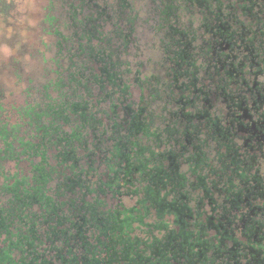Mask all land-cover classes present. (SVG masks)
<instances>
[{"label":"trees","instance_id":"trees-1","mask_svg":"<svg viewBox=\"0 0 264 264\" xmlns=\"http://www.w3.org/2000/svg\"><path fill=\"white\" fill-rule=\"evenodd\" d=\"M60 4L57 77L0 101V264H264V0H146L159 74L133 0Z\"/></svg>","mask_w":264,"mask_h":264},{"label":"rangeland","instance_id":"rangeland-1","mask_svg":"<svg viewBox=\"0 0 264 264\" xmlns=\"http://www.w3.org/2000/svg\"><path fill=\"white\" fill-rule=\"evenodd\" d=\"M15 1L17 7L9 16L0 15V101L4 106L2 118L11 123L19 120L18 107L34 101L40 94L42 84L57 77L54 71L58 69L54 65L57 56L55 47L52 46L54 35L51 34L52 24L47 20V16L59 14L60 9L63 10L64 16L66 14L65 6L60 4V0ZM133 1L142 13L139 21V32L141 31L142 35L140 48L137 50L140 54L138 60L145 64V73L159 74L164 71L159 59L161 50L157 44V34L151 28L153 20L149 13L145 14L148 11L146 0ZM50 7H53V13L50 12ZM187 19L188 16L185 20ZM161 76L165 77V74L161 73ZM133 93L134 98L139 101L142 92L137 85L133 87ZM156 111L161 112L160 108H156ZM162 112L169 115V111ZM5 167L10 172L27 171L28 162L7 161ZM255 168H259L264 177V159H260ZM136 200V196H124L120 201L132 205ZM263 201L262 199L259 202ZM205 208L210 211V205L207 204ZM138 233L142 234L141 231Z\"/></svg>","mask_w":264,"mask_h":264},{"label":"flooded vegetation","instance_id":"flooded-vegetation-1","mask_svg":"<svg viewBox=\"0 0 264 264\" xmlns=\"http://www.w3.org/2000/svg\"><path fill=\"white\" fill-rule=\"evenodd\" d=\"M264 200V198H262Z\"/></svg>","mask_w":264,"mask_h":264}]
</instances>
